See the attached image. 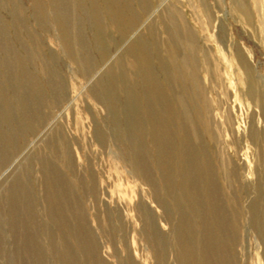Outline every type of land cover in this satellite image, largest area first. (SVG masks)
<instances>
[{"label":"rangeland","instance_id":"obj_1","mask_svg":"<svg viewBox=\"0 0 264 264\" xmlns=\"http://www.w3.org/2000/svg\"><path fill=\"white\" fill-rule=\"evenodd\" d=\"M0 264H264V0H0Z\"/></svg>","mask_w":264,"mask_h":264},{"label":"bare ground","instance_id":"obj_2","mask_svg":"<svg viewBox=\"0 0 264 264\" xmlns=\"http://www.w3.org/2000/svg\"><path fill=\"white\" fill-rule=\"evenodd\" d=\"M163 97V96H162ZM167 105V104H166ZM168 106V105H167ZM220 219V218H219ZM221 220V219H220ZM222 224V223H221Z\"/></svg>","mask_w":264,"mask_h":264}]
</instances>
